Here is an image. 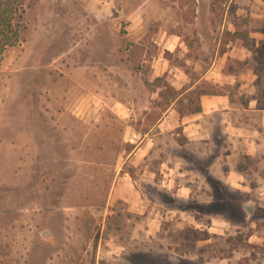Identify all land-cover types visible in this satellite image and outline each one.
I'll return each instance as SVG.
<instances>
[{
    "label": "rangeland",
    "instance_id": "rangeland-1",
    "mask_svg": "<svg viewBox=\"0 0 264 264\" xmlns=\"http://www.w3.org/2000/svg\"><path fill=\"white\" fill-rule=\"evenodd\" d=\"M107 1L26 0L0 62V264H264V1ZM136 10L179 77L89 37Z\"/></svg>",
    "mask_w": 264,
    "mask_h": 264
},
{
    "label": "crops",
    "instance_id": "crops-1",
    "mask_svg": "<svg viewBox=\"0 0 264 264\" xmlns=\"http://www.w3.org/2000/svg\"><path fill=\"white\" fill-rule=\"evenodd\" d=\"M82 1L85 8L89 11L88 13H90V15H92V17L96 20H100V19L109 20V17H111L112 14V7H115L114 2L112 1L109 2L107 0L104 1L105 6H103L102 8H99L97 4L98 2H100L99 0H82ZM140 15L141 13L139 10L133 12L131 22L128 25H126L125 33L121 35L117 33L118 32L117 28L110 23H107L105 21L92 23L90 25L91 28L88 29L89 32H91L89 33V37L93 40V42H101V43H104L106 39L109 38L113 39L115 37H118L120 40H124L125 43H127L129 46V49L124 51L125 61L128 62L129 64H132V62L138 58V57L135 58V56L138 55L139 58L141 59L142 64L145 63L150 64L149 76H148L149 78L162 77L167 73L173 74V77L175 76L179 77L178 75L179 73H177L179 72V69L176 67H172L171 69L170 61L165 59L163 55L165 53V50L172 53L179 46V42H178L179 38L176 35L167 34L166 35L167 37L165 39L163 37L164 33L162 32V30H160L157 33H151L149 24L138 21L140 20ZM77 30L78 31L83 30L82 25L77 26ZM104 44H106V42ZM153 44L157 47L156 51L154 54L150 55L147 58V54H148L147 50L149 46H153ZM224 57H219L217 64L214 63L208 69H205L203 74L202 73L200 74L201 77L198 79L197 83L202 81L203 79H206L207 77H211L215 72L216 74L218 73L217 74L219 77L218 81H221V79L226 76L222 70L223 61L226 59ZM218 66H219V70H217ZM74 74L82 78L85 75L84 67L76 69ZM177 85H179V82H177ZM173 87H176V84H174ZM203 102L204 104H202L201 106L202 113L203 115L206 116L209 113H213L215 111L222 112L221 113L222 116H228L230 113L229 110L232 109L231 108L232 106L229 104V100H227V97L225 96H219V97L211 96L206 100L203 99ZM226 111L227 113H223ZM256 111H264V110L257 109ZM202 113L200 112L199 114ZM262 119H264V116ZM193 126L194 125H190L188 126L187 129L194 131L195 129L192 128ZM198 131L199 130H196V133H201ZM222 132L223 131L221 130L220 133L222 134Z\"/></svg>",
    "mask_w": 264,
    "mask_h": 264
},
{
    "label": "trees",
    "instance_id": "trees-1",
    "mask_svg": "<svg viewBox=\"0 0 264 264\" xmlns=\"http://www.w3.org/2000/svg\"><path fill=\"white\" fill-rule=\"evenodd\" d=\"M26 6V0H0V62L6 50L20 41Z\"/></svg>",
    "mask_w": 264,
    "mask_h": 264
},
{
    "label": "water",
    "instance_id": "water-1",
    "mask_svg": "<svg viewBox=\"0 0 264 264\" xmlns=\"http://www.w3.org/2000/svg\"><path fill=\"white\" fill-rule=\"evenodd\" d=\"M247 212L251 214V207L247 209Z\"/></svg>",
    "mask_w": 264,
    "mask_h": 264
},
{
    "label": "built area",
    "instance_id": "built-area-1",
    "mask_svg": "<svg viewBox=\"0 0 264 264\" xmlns=\"http://www.w3.org/2000/svg\"><path fill=\"white\" fill-rule=\"evenodd\" d=\"M133 139H136V138H133Z\"/></svg>",
    "mask_w": 264,
    "mask_h": 264
}]
</instances>
